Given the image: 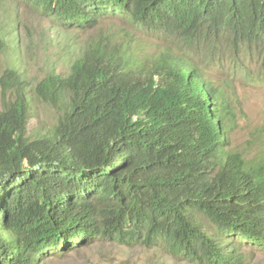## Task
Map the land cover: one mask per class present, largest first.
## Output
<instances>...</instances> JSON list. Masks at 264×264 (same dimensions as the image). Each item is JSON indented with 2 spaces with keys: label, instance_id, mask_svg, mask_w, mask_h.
Returning <instances> with one entry per match:
<instances>
[{
  "label": "trees",
  "instance_id": "1",
  "mask_svg": "<svg viewBox=\"0 0 264 264\" xmlns=\"http://www.w3.org/2000/svg\"><path fill=\"white\" fill-rule=\"evenodd\" d=\"M22 1L65 30H126L34 87L0 76V264L101 240L188 264L264 251V125L247 153L231 147L235 108L211 79L264 84V0ZM37 101L58 118L30 139Z\"/></svg>",
  "mask_w": 264,
  "mask_h": 264
},
{
  "label": "rangeland",
  "instance_id": "2",
  "mask_svg": "<svg viewBox=\"0 0 264 264\" xmlns=\"http://www.w3.org/2000/svg\"><path fill=\"white\" fill-rule=\"evenodd\" d=\"M34 10L38 9L22 0H0V39L2 37L7 45L5 49L0 47V76L8 68L18 69L25 73L24 77L32 87L52 72L66 75L71 62L96 32L63 31L53 16ZM102 27L107 29L110 25L106 22ZM117 27L123 29L121 23ZM211 78L217 80L214 74ZM230 94L237 116L230 145L247 153L253 133L264 125V84L249 86L245 80L234 82ZM57 115L50 105L34 102L26 136L30 139L42 136L48 127L55 124ZM55 250L57 248H51V252L43 256L41 264H188L172 259L159 248L147 249L137 244L126 246L94 241L59 253H54ZM241 252L246 264H264V251L242 247Z\"/></svg>",
  "mask_w": 264,
  "mask_h": 264
},
{
  "label": "clouds",
  "instance_id": "3",
  "mask_svg": "<svg viewBox=\"0 0 264 264\" xmlns=\"http://www.w3.org/2000/svg\"><path fill=\"white\" fill-rule=\"evenodd\" d=\"M34 11H36V12H39L40 14H41V11H39V10H34ZM115 20H117V19H115ZM106 22H108L109 23V25H110V27H108L107 29H105V28H103L102 27V25L104 24V23H106ZM100 23V24H99ZM117 24H118V22L117 21H114L113 22V24L111 23V20H107V21H104V22H98L97 23V27H96V29L94 28V29H91V30H96V32H95V35H93V38H92V40H94L96 37H100L101 35H105V34H107V33H111V35L112 34H118V33H115V32H119V31H123V30H126L124 27H123V29H121V28H119V27H117ZM60 28V27H59ZM60 29H62L63 31H75V30H65V29H63V28H60ZM75 32H78V31H75ZM79 32H83V31H79ZM119 35H120V33H119ZM92 40H90V41H92ZM141 40H142V44H147L148 42H147V40L146 39H142L141 38ZM111 42V41H110ZM86 43V42H85ZM84 46V45H83ZM83 48V47H82ZM82 48H81V50H82ZM80 54H81V52H80ZM80 54L78 55V57L80 56ZM75 60V59H74ZM73 60V61H74ZM72 61V62H73ZM71 62V63H72ZM146 63H147V65L148 66H151V61H150V59L148 60L147 59V61H146ZM70 67V66H69ZM18 70V69H17ZM68 73V72H67ZM215 75V74H214ZM217 76V80H213L212 78V81L215 83V84H217V85H219V86H221V89L224 91V93H225V96L226 97H229V99H230V101H231V94H230V92H231V84L232 83H234V82H240V81H242V80H245L246 81V79H242V80H240L239 78H237V79H231V78H228V77H224V76H219V75H216ZM218 77H220V79L218 80ZM210 78V77H209ZM236 78V77H235ZM217 81H218V83H217ZM249 86H258V85H262L261 83H248V82H246ZM232 104V103H231ZM263 126V125H262ZM102 241V240H101ZM104 241H107V242H109L108 240H104ZM115 243V242H114ZM116 244H118V243H116ZM121 245H124V244H121ZM133 245V244H132ZM126 246H130V245H126ZM144 247V246H143ZM146 248V247H145ZM152 248H158V247H152ZM147 249H151V248H147ZM159 249H161V248H159ZM162 250V249H161ZM162 251H164L167 255H169L164 249L162 250ZM169 257H171V256H169ZM172 258V257H171ZM172 259H174V258H172ZM175 260H178V261H181V260H179V259H175ZM181 262H183V261H181ZM185 263V262H184Z\"/></svg>",
  "mask_w": 264,
  "mask_h": 264
}]
</instances>
